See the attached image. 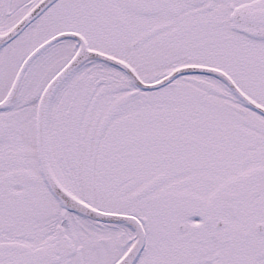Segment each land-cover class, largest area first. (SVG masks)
Returning <instances> with one entry per match:
<instances>
[{
	"label": "snow or ice",
	"instance_id": "6c2138e0",
	"mask_svg": "<svg viewBox=\"0 0 264 264\" xmlns=\"http://www.w3.org/2000/svg\"><path fill=\"white\" fill-rule=\"evenodd\" d=\"M0 264H264V0H0Z\"/></svg>",
	"mask_w": 264,
	"mask_h": 264
}]
</instances>
